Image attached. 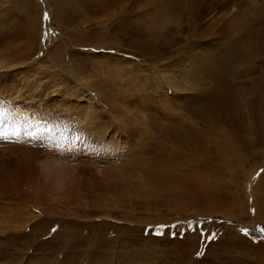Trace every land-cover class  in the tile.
I'll return each mask as SVG.
<instances>
[{
	"label": "rangeland",
	"instance_id": "1",
	"mask_svg": "<svg viewBox=\"0 0 264 264\" xmlns=\"http://www.w3.org/2000/svg\"><path fill=\"white\" fill-rule=\"evenodd\" d=\"M0 225V264H264V0H0Z\"/></svg>",
	"mask_w": 264,
	"mask_h": 264
},
{
	"label": "bare ground",
	"instance_id": "2",
	"mask_svg": "<svg viewBox=\"0 0 264 264\" xmlns=\"http://www.w3.org/2000/svg\"><path fill=\"white\" fill-rule=\"evenodd\" d=\"M121 0H119V2H120ZM123 1V0H122ZM119 5H120V3H118ZM120 7V6H119ZM115 8H117L116 6H115ZM123 9V8H122ZM111 16H113V18L117 15V11H114V10H111V12L109 13ZM142 29V28H141ZM141 32V31H140ZM141 34H142V32H141ZM88 56V58H91V59H100L101 57L103 58L104 56L102 55V54H95V53H90V54H88L87 55ZM119 58H122L123 60H127L126 59V57L124 56V55H120V56H118ZM119 58H117V59H119ZM129 59V58H128ZM121 60V59H120ZM145 61V60H144ZM144 61H142V63H144ZM185 62H184V64H186V60H184ZM177 64H179L178 63V61H175ZM183 64V65H184ZM166 65H169V66H174V64H172L170 61H164V66H166ZM162 66H163V64H162ZM179 66H182V64H180ZM178 67V66H177ZM50 68L51 69H55L56 68V66H55V68L54 67H52V66H50ZM144 68V67H143ZM160 68V67H159ZM184 68V67H183ZM182 68V69H183ZM58 69V68H57ZM57 70H55V72H56ZM54 72V71H53ZM71 77H73L75 80H77V81H79L80 83L82 82V78L80 77V75L77 73V72H75L74 70H73V72L71 73ZM165 75H162L161 76V78L163 79V80H165L166 81V79H165ZM76 82V81H75ZM177 82H178V80L176 79V78H172V77H170L169 78V80L168 81H166V83L168 84V85H172V84H177ZM78 83V82H77ZM81 85V84H80ZM193 87V86H192ZM173 88V87H172ZM88 98H90V96L88 95ZM95 103V102H94ZM209 110V109H208ZM209 112H210V110H209ZM211 113H212V111H211ZM198 118V117H197ZM165 136V135H164ZM173 136V135H172ZM225 137V136H224ZM217 137H215V139H216ZM215 139H214V141H215ZM225 139H227V137H225ZM172 140V139H171ZM184 140V139H183ZM179 141H180V139H179ZM225 141H227V140H225ZM171 142H173V141H171ZM174 143H175V141H174ZM181 143V142H180ZM223 143H225V142H219V146H221V144H223ZM212 145H213V143H212ZM217 145H218V143H217ZM227 145H229L228 143H227ZM230 145H231V142H230ZM179 146V145H178ZM227 147V146H226ZM234 147H236L237 148V146H235L234 145ZM169 148V147H168ZM174 148V147H173ZM214 148V147H213ZM240 148V147H239ZM210 149V148H209ZM238 149V148H237ZM239 150H242V149H239ZM229 152V153H228ZM235 152V148H233V147H231V152L230 151H228V150H222V147H221V149H219V151H218V153H220L222 156H224L223 155V153L224 154H230V153H234ZM163 153V152H162ZM197 153V152H196ZM218 155V154H217ZM165 156V155H164ZM162 157V156H161ZM173 157H175L174 155H173ZM155 160V159H154ZM174 160V159H173ZM150 161V160H149ZM151 162H154V161H151ZM168 162V161H167ZM170 163V162H169ZM175 164V163H174ZM178 164H179V162H178ZM177 164V165H178ZM152 165V164H151ZM176 165V164H175ZM166 168H168L167 169V171L165 170V169H162V170H164V171H161V173L159 174V180H158V182H155L154 183V185H155V189H156V191L157 192H159V193H161V197H163V194L162 193H167V192H174V193H177L178 195H180L179 193H180V190H173V189H170L169 187H165V185H168V184H171L172 183V181H174L175 180V175L176 174H178V170L177 169H171L170 167H166ZM202 179H203V177H201ZM202 179H200V180H202ZM176 187H178V188H181L179 185H175ZM166 198H169V197H166ZM1 226V225H0Z\"/></svg>",
	"mask_w": 264,
	"mask_h": 264
},
{
	"label": "snow or ice",
	"instance_id": "3",
	"mask_svg": "<svg viewBox=\"0 0 264 264\" xmlns=\"http://www.w3.org/2000/svg\"><path fill=\"white\" fill-rule=\"evenodd\" d=\"M261 232L264 233V229H261ZM213 238H215V237H213Z\"/></svg>",
	"mask_w": 264,
	"mask_h": 264
}]
</instances>
